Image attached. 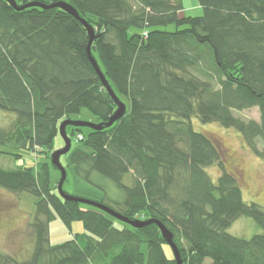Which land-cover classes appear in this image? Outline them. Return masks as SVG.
Listing matches in <instances>:
<instances>
[{
  "label": "trees",
  "instance_id": "obj_1",
  "mask_svg": "<svg viewBox=\"0 0 264 264\" xmlns=\"http://www.w3.org/2000/svg\"><path fill=\"white\" fill-rule=\"evenodd\" d=\"M33 1L67 2L92 27L91 55L126 106L109 126L65 127L70 139L82 135L65 154L75 181L93 183L94 175L111 181L119 193L97 202L128 219L160 220L182 264H264V206L243 200L238 175L218 144L192 124L197 118L235 129L264 162V0H198L200 15L181 16L182 0L16 4ZM168 24L175 29L162 28ZM88 37L58 6L16 9L0 0V109L14 114L8 127L0 126V146L7 148L1 154L46 153L71 114L86 108L104 124L115 111L89 61ZM250 107L258 108V120L233 114ZM48 157L0 166L1 188L38 198L28 258L0 253V264H176L157 224L136 228L122 221L119 228L99 208L62 198ZM210 166L219 170L215 181ZM240 216L251 217L262 232L229 233ZM55 217L68 228L80 221L85 231L52 245Z\"/></svg>",
  "mask_w": 264,
  "mask_h": 264
},
{
  "label": "rangeland",
  "instance_id": "obj_2",
  "mask_svg": "<svg viewBox=\"0 0 264 264\" xmlns=\"http://www.w3.org/2000/svg\"><path fill=\"white\" fill-rule=\"evenodd\" d=\"M201 13L202 8L198 0H182V9L179 11L180 16L200 15ZM162 28L174 30L175 26L174 24H168ZM233 114L242 119H259L257 107L233 110ZM70 118L93 123L98 121L97 116L86 108H81L78 113L71 114ZM13 119V113L0 109V126L8 127ZM192 124L195 130L205 132L218 144L222 156L227 161L229 170L238 175L243 200L246 202L253 201L264 206V162L246 147L240 134L235 129L222 127L216 122L203 124L197 118L192 119ZM53 145V149L46 153L17 149L15 152L21 154L20 159L0 153V166L12 168L18 165H33L37 161L49 160L48 156L55 149L64 146L63 139L59 133L54 138ZM71 145H76V140L73 136L71 137ZM0 148L3 147L0 146ZM65 154L60 156V163L66 170V181L63 182L62 186L64 191L71 195L94 201H107L119 193L111 181L96 175L92 177L93 183L75 181L73 171L67 165ZM206 170L212 180L215 181L219 174L218 168L210 166ZM50 178L52 183L60 178L59 170L54 168L53 165L50 166ZM37 199L36 196L28 192L14 193L0 187V253L9 254L18 260L28 258L33 244V231L30 222ZM111 219L116 227L121 228L124 226L121 220ZM84 231L80 221L72 222L70 228L66 227L57 217L49 222V238L52 245L61 243L71 238L73 234H79ZM228 232L238 237L248 238L253 234L261 233L262 228L251 217L240 216L230 225ZM79 239L82 240L81 237ZM164 249L168 255L171 253L168 245L164 246ZM141 250L144 254L146 253L147 245L145 243L141 244Z\"/></svg>",
  "mask_w": 264,
  "mask_h": 264
},
{
  "label": "water",
  "instance_id": "obj_3",
  "mask_svg": "<svg viewBox=\"0 0 264 264\" xmlns=\"http://www.w3.org/2000/svg\"><path fill=\"white\" fill-rule=\"evenodd\" d=\"M7 1L16 9H23V8L31 6V5L40 6L42 8H48L51 6H58L64 10H66L67 12H69L76 19H78L85 26V28L87 29V32H88L89 37H88V42L86 45V52H87L89 61L91 62L94 70L96 71L97 75L99 76L104 88L107 90V92L110 94V96L114 99V102L116 103L115 111L112 113V115L109 117V119L106 122H104V124L93 123V122L84 121V120H72V119H64L61 121V123L59 125V134L61 135V137L63 139L64 146L62 148L55 149L51 154V163L60 172V178L58 180V185H57V190H58L60 196L64 199H67V200H74V201H78V202L85 203V204L94 206L96 208H99L100 210L111 215L112 217H114L118 220H121V221H123V222H125V223H127L133 227H136V228L142 227V226L147 225V224L152 223V222L157 224V226L159 227V229L161 231L162 237L164 238V240L166 241V243L169 245V247L172 250L176 264H182V259H181L179 250L173 241V234L160 220L153 219V218H149L146 220L128 219L127 217L123 216L122 214L118 213L117 211L113 210L112 208H110L104 204H101L97 201L90 200L87 198H83L80 196L68 194L63 190L62 186H63V182L66 178V170L63 167V165L60 163V156L67 153L71 147V139L67 136V134L65 132V127L67 125H72V126H76V127L85 126V127L96 130V129L102 128L103 125L109 126L115 120L119 119L124 114L126 106L121 100H119L117 98V96L113 92L112 88L110 87L108 81L106 80L105 76L103 75L102 71L100 70L95 58L91 55L90 48H91V42L94 38V30L84 19H82L78 15V13L74 7H72L70 4H68L67 2H64V1H57V2H54L52 4H48V5L44 4L40 1H33V2L25 3L21 6H18L16 4V0H7Z\"/></svg>",
  "mask_w": 264,
  "mask_h": 264
},
{
  "label": "built area",
  "instance_id": "obj_4",
  "mask_svg": "<svg viewBox=\"0 0 264 264\" xmlns=\"http://www.w3.org/2000/svg\"><path fill=\"white\" fill-rule=\"evenodd\" d=\"M81 139H82V135L79 134V135L77 136L76 140H81Z\"/></svg>",
  "mask_w": 264,
  "mask_h": 264
}]
</instances>
